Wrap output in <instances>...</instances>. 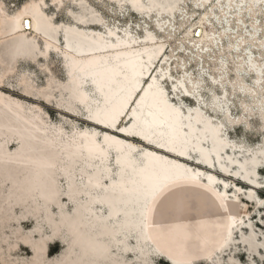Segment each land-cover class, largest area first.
<instances>
[{
	"label": "bare ground",
	"instance_id": "obj_1",
	"mask_svg": "<svg viewBox=\"0 0 264 264\" xmlns=\"http://www.w3.org/2000/svg\"><path fill=\"white\" fill-rule=\"evenodd\" d=\"M50 1L60 8L64 0ZM71 1L82 12L69 11L73 19L69 24L55 23L45 11L44 0H30L13 14L0 1V181H9L15 204L23 207L19 215L12 207L4 209L0 219L14 220L17 227L13 243L5 234L0 242L6 243V251L21 242L33 254L12 259L0 248L2 264H132L125 255L128 251L150 264H154L152 256H163L171 264L220 262L234 231L249 214L237 194L241 188L229 195L226 182L220 188L214 173L193 168L185 159L194 152L198 161L213 167L216 160L226 172L233 164L248 172L260 159L250 148L225 137L222 124L199 105L183 110L170 99L163 86L166 79H174L170 59L156 34L146 29L142 37H136L126 28L107 26L86 0ZM106 1L143 18L155 13L157 26L163 28L166 23L161 19L164 15L174 18L182 0ZM198 1L212 5L214 0H195V4ZM263 3L218 0L215 6L226 19L233 4L237 14L244 9L251 15ZM205 15L189 32L198 41L213 43L202 27ZM236 19L244 25L239 16ZM251 26L249 36L257 39L256 27ZM244 42L239 37L230 46L239 50ZM51 53L59 56L66 81L52 77L39 88L20 73L23 93L48 101L55 90L66 91L69 100L64 105L58 101L59 106L77 114L80 105L93 128L74 127L67 133L61 126L48 124L40 109L2 92L16 72L17 58L46 59ZM251 55L248 51L240 60L237 72L251 70L260 87L264 61L257 62ZM179 86L189 93L183 79L173 81L174 90ZM211 103L228 111L225 99L214 96ZM227 149L252 154L240 160L227 154ZM248 164L252 166L247 168ZM231 172L236 175L238 170ZM247 197H254L253 189ZM28 215L36 224L25 232L21 220ZM54 238L67 248L48 259L46 250Z\"/></svg>",
	"mask_w": 264,
	"mask_h": 264
},
{
	"label": "rangeland",
	"instance_id": "obj_2",
	"mask_svg": "<svg viewBox=\"0 0 264 264\" xmlns=\"http://www.w3.org/2000/svg\"><path fill=\"white\" fill-rule=\"evenodd\" d=\"M0 1L3 2L7 13L13 14L30 0ZM44 1L48 3L46 13L52 15L53 21L58 24L73 22L69 11L82 12L71 0H64L60 8L52 4L50 0ZM86 1L87 6L90 5L91 9L96 10V14L103 18L107 26H117L119 29L126 28L136 37H142L146 29L156 34L165 43V56L170 59L168 66L172 78H174L173 81L183 79L189 91V93L183 92V88L180 86L174 90L173 81L166 79L163 81V86L170 99L180 105L183 110H186L187 106L199 105L204 113L211 116L215 122L222 124L225 137L243 148H250L260 159V163L254 169L250 168L248 172L239 168L237 164L231 165L229 171L226 172L218 166L216 160H214L215 165L210 167L198 161L199 155L194 152H191L190 157L185 159L193 168H199L203 171L210 170L214 173L220 178V188L222 181L226 182V190L229 195L237 192L238 187L241 188L237 194L240 201L246 203V210L249 212L244 219L245 223L234 231L233 240L220 256V262L217 263L216 260L209 263L198 261L195 264H264V152H258V149L264 148V79L258 87L255 85L254 73L251 70L237 72L240 60L248 51L252 53V59L255 61H264V46L260 45V43L264 44V3L255 7L254 14L251 15L245 14L244 9L240 14H237V8L233 4L227 10L229 14L225 19L221 9L215 6L218 0H214L212 5L209 3L200 5L199 1L195 4V0H182L179 3V9L174 11L175 17H169V19L164 15V19L161 21L165 22L166 25L159 28L157 26L159 17L154 16L155 13L143 18L133 13L128 7L120 9L116 4H111L106 0ZM204 14L206 15L202 27L210 34V38L214 39L213 43L198 41L197 37L189 32L191 28L194 29L199 26L196 24ZM237 16L243 20L244 25L236 19ZM252 23L256 27L257 39H251L249 36L250 32H253ZM58 36L60 43H63L61 34ZM239 37L246 39V42L242 43L239 50L231 48L230 45L239 40ZM39 44L41 45L42 42L40 41ZM7 47L10 48V45ZM244 47L248 48V51L242 52ZM4 56L6 59L9 58L7 53ZM163 60L164 56L159 63H162ZM15 65L16 72L6 80L3 93L24 104L33 105L36 110L40 109V113L43 114L48 124L61 126L67 133H71L74 127L78 130L94 127L87 122L85 112L80 105H77L79 111L77 114H71L63 106H59L58 101L64 105L69 100L66 91H61V94L59 89L55 90L54 97L47 101L40 95H25L22 86L18 83V74L20 73L29 76L33 80V84L39 88L45 87L47 81L52 77L57 81L65 82L66 74L59 56L51 53L46 59L37 58L36 60L29 57H19ZM214 96L227 101L228 111L211 103ZM125 124L127 121L123 122V125ZM134 140L136 142V139ZM140 142L138 144H141ZM206 146L208 145L206 144ZM15 147L14 144L11 149ZM238 151L239 149H233V151L227 149V154L240 160L244 156L252 154V152ZM223 156L225 157V154ZM226 163L228 162L226 161ZM251 166L248 164L246 167ZM235 170H238L236 175L231 172ZM248 179H253L258 183H251ZM249 189H253L254 197L252 199L247 197ZM12 191L9 181L3 183L0 181V216L4 209L10 210L11 207L16 215L23 212L22 205L15 204V196L11 193ZM64 202L68 203V209L71 210L72 205L69 201L64 200ZM53 209L57 211L55 207ZM11 213V211H7L8 215ZM2 223L6 226L2 227ZM35 224V218L30 217V215L21 220V226L25 232L34 230ZM16 227V221L10 220L5 223L0 219V236L2 234L9 236V242L13 243V232ZM45 227L49 233L46 225ZM243 235L244 238L242 239ZM131 241L133 240L131 239ZM0 248L6 251V243L0 242ZM66 248L65 243L61 242L59 238H54L48 244L46 257L53 259ZM6 253L10 254L12 259L31 258L33 255L32 250L21 242L16 248L6 251ZM125 255L132 264H150L135 259V255L131 251ZM152 259L154 264H171L163 256H152ZM0 264H2L1 258Z\"/></svg>",
	"mask_w": 264,
	"mask_h": 264
},
{
	"label": "water",
	"instance_id": "obj_3",
	"mask_svg": "<svg viewBox=\"0 0 264 264\" xmlns=\"http://www.w3.org/2000/svg\"><path fill=\"white\" fill-rule=\"evenodd\" d=\"M199 33V29L196 31V34Z\"/></svg>",
	"mask_w": 264,
	"mask_h": 264
}]
</instances>
